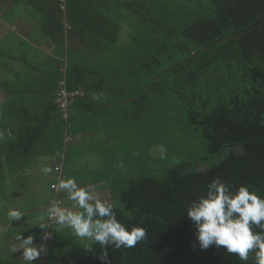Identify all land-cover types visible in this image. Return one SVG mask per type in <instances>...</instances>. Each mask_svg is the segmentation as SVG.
Returning a JSON list of instances; mask_svg holds the SVG:
<instances>
[{"label":"trees","instance_id":"trees-1","mask_svg":"<svg viewBox=\"0 0 264 264\" xmlns=\"http://www.w3.org/2000/svg\"><path fill=\"white\" fill-rule=\"evenodd\" d=\"M15 1L41 13L58 59L40 82L6 89L1 190L7 170L43 156L57 167L76 133V113L102 110L121 124L100 172L110 204L122 224L147 231L134 248L109 247V264H243L223 248L193 247L183 212L217 177L264 197V0H65V11L60 0ZM62 81L80 93L68 121L55 103ZM157 146L166 147L160 158L151 155ZM44 237L37 243L48 249ZM101 255L91 242L67 264H104ZM247 264H255L252 255Z\"/></svg>","mask_w":264,"mask_h":264},{"label":"crops","instance_id":"crops-1","mask_svg":"<svg viewBox=\"0 0 264 264\" xmlns=\"http://www.w3.org/2000/svg\"><path fill=\"white\" fill-rule=\"evenodd\" d=\"M22 2L0 0V112L7 99L6 89L31 87L37 80L40 82L46 72L47 76L52 74L53 59H58L54 55V45L51 46L42 34L41 13ZM8 38L11 41H8ZM13 47H16L14 52ZM2 59L4 60L1 61ZM15 82L16 84H12ZM90 94L92 100L101 101L97 90L91 89ZM101 111L91 116L74 114L76 133L71 136L72 143L67 146V157L63 154L60 156L62 163L59 165L68 168L65 173L66 168L63 167V175L74 177L82 187L91 185L96 194L111 203L113 197L107 190L100 172H105L110 164L114 130H120L121 124L116 116L103 118ZM51 164V156H43L29 168L18 172L6 171L3 184L6 191L1 190L3 186L1 187L0 183V264H26L20 252L12 251V247L17 244L15 237L21 232L25 238L33 235L34 243H37L43 233L49 237L47 257H40L39 263L36 261L35 264H67L72 261L69 258L71 254H80L84 244L91 243L75 237L70 229L57 231L55 224H47L46 229L38 227L40 222L48 223L47 208L56 199L62 198L61 207L70 206V202L65 199V193L61 190L57 193L52 187L53 184H59L60 174L55 172ZM44 167H51L52 172L44 174L41 171ZM42 180L48 181L45 192L34 185ZM10 209L19 210L24 218L11 222L7 216ZM10 227L18 232L11 233Z\"/></svg>","mask_w":264,"mask_h":264},{"label":"clouds","instance_id":"clouds-1","mask_svg":"<svg viewBox=\"0 0 264 264\" xmlns=\"http://www.w3.org/2000/svg\"><path fill=\"white\" fill-rule=\"evenodd\" d=\"M11 133L9 132V135ZM3 132H0V138ZM52 172L51 167L41 170ZM52 187L65 193L70 206L61 207L60 202H52L47 208L48 221L56 225V230L70 229L75 237L88 240L101 247V260L109 264L107 249H130L147 239L143 227L130 229L118 219L114 206L96 194L91 185L80 186L74 177L63 178ZM204 195L191 201L183 213L191 221L200 250L210 247L223 248L228 254L247 264L250 255L255 264H264V197L250 190L248 185L233 188L219 177L213 179L204 190ZM8 219L21 221L22 212L10 209ZM40 229L47 223L40 222ZM259 231H256V229ZM17 244L13 253L20 252L26 264H35L42 254H47L45 244L34 243V236L26 238L22 232L15 237Z\"/></svg>","mask_w":264,"mask_h":264},{"label":"built area","instance_id":"built-area-1","mask_svg":"<svg viewBox=\"0 0 264 264\" xmlns=\"http://www.w3.org/2000/svg\"><path fill=\"white\" fill-rule=\"evenodd\" d=\"M60 3H61V10L62 11H65L66 7H65V0H60ZM66 28L68 30L71 29V27L66 24ZM80 95L79 92H69L67 91L66 87H65V83L64 81H62L60 83V87L57 91V97H56V100H55V103L60 107L61 111H62V114H63V119L65 121H68L69 120V117H70V107L74 101V99L76 97H78ZM72 137L71 136H68L66 138V141H71ZM55 172L59 173L60 174V177L59 179L61 180V178L63 177V167L61 165H58L57 167H55ZM58 185V184H56ZM57 193L59 192V188L57 187L56 189H54ZM60 202V206L62 205V201L59 200V199H56L54 202ZM48 226H51V225H54L53 222H50L48 221ZM48 236H45L44 237V242L46 243L48 241ZM47 257V254H42L41 255V258L40 259H43V258H46Z\"/></svg>","mask_w":264,"mask_h":264},{"label":"rangeland","instance_id":"rangeland-1","mask_svg":"<svg viewBox=\"0 0 264 264\" xmlns=\"http://www.w3.org/2000/svg\"><path fill=\"white\" fill-rule=\"evenodd\" d=\"M125 30H128V29H125ZM11 38V37H10ZM10 38H8L7 40L8 41H11V39ZM7 42V41H6ZM10 45V44H9ZM16 47H13L12 49H13V52H14V50H16L15 49ZM19 50H17V52H18ZM16 52V53H17ZM4 59H2L1 61H3ZM0 81H1V79H0ZM13 81H15V79L13 78ZM12 84H16V82L15 83H12ZM171 136H173L172 134H171ZM176 146V147H178V145L181 147L180 148V150H181V152L182 153H185V151H186V145H183L179 140H174L173 141V146ZM173 148V147H172ZM171 148V150H175V153H173V154H176L177 152H178V150L177 149H172ZM258 148H261V146H258ZM166 151V147H164V146H157V147H154L152 150H151V155L154 157V158H160L161 156H163V154H164V152ZM159 169H157V172H159L158 171ZM47 180L46 181H44V180H42V181H39L38 183H35L34 185L37 187V188H42L43 190H44V192H45V188H46V185H47ZM37 193L42 197H44V195L41 193V192H39V191H37ZM12 227H10V232L11 233H16V232H18V231H14V230H12L11 229ZM89 248H90V244H84V247H83V249H82V251L80 252V254H78V255H70L69 256V258H70V260H73V261H75L77 258H79V257H81V256H83V255H85V254H87L88 253V250H89ZM68 257V256H67Z\"/></svg>","mask_w":264,"mask_h":264}]
</instances>
